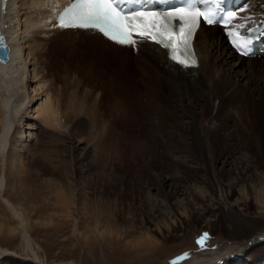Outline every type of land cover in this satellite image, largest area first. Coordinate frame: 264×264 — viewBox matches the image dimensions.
Instances as JSON below:
<instances>
[{"label": "bare ground", "instance_id": "6f19581e", "mask_svg": "<svg viewBox=\"0 0 264 264\" xmlns=\"http://www.w3.org/2000/svg\"><path fill=\"white\" fill-rule=\"evenodd\" d=\"M65 1L8 0L6 3L0 26L10 47V56L7 62L0 61V194L6 189L7 167L16 168L20 150L35 138L32 130H37L39 125L48 130L49 127L60 126L55 122L58 118L53 122L60 109L56 108L55 99L47 91L51 88L45 89L50 81L49 68L53 69L62 61L59 55L66 60L64 69H85L88 73L86 78L89 82H95L97 88L102 86L96 79L98 75L106 78L107 74H112L116 78L124 72L122 74L127 78L133 75L138 82L130 84L127 81V84L124 82L126 87L122 86L123 90L117 88L119 94L115 111L118 114L115 117L119 120L116 123L105 119L96 123L92 112H86L85 115L92 121L88 145L99 150L100 156L110 154L119 162L125 160L124 152L131 149L133 154L130 159L137 163L143 157L147 169H150L153 160V156L148 154L157 152L158 147H165V152L169 154L173 151L184 153L183 159L174 160L176 167L199 174L201 184L196 192L191 191L182 199H179L177 190L165 194L172 212L167 217L166 225L159 224L157 231H161L167 241L170 238L179 239V236L209 224L212 230L218 229L220 224L231 227L227 230L226 241L210 247L204 243L200 254H182L167 264H244L247 253L264 243V232L256 233L262 227V222L251 214L254 209L264 207V56L251 59L237 56L219 27L202 26L195 39L198 67L185 68L172 62L168 52L147 37L139 38L131 47H124L109 41L95 30L56 28L50 19L51 11ZM254 2L252 9L241 18L243 22L250 21V25L264 21V0ZM114 68L119 74L113 71ZM75 74V70H72L71 82L76 81ZM52 78L55 77L52 75ZM70 100L76 120L77 100L73 97ZM167 103L169 109L165 107ZM129 105L135 118L130 115ZM81 111L83 113L84 109ZM143 115L148 117L141 119ZM181 118L186 121L181 122ZM71 123L73 130L70 124L66 129L72 140L79 135L80 128L78 123ZM166 126L174 130L171 132L168 129L170 141L166 129V134L163 133ZM15 133L17 140L12 148ZM184 134L190 140L176 136L183 137ZM175 137L177 140H174ZM220 145L221 150H218ZM238 153H243L244 157H236ZM220 162L222 172H231L226 168L231 166L229 168L243 179L254 168L262 187L258 190L249 181L253 186L244 189L242 195L245 197L242 200L233 199L236 193L235 179L218 175L217 165ZM208 194L218 195L221 204L216 209L206 207L201 211ZM2 198L18 222L15 233H19L24 250L31 255L23 256L0 246V258H8L19 264H45L23 213L7 198ZM175 202L185 203L184 213L174 210ZM152 205L155 207L154 203ZM142 208L148 209V202H144ZM136 246L152 254V247L147 243L139 242ZM263 262L264 258L253 257L248 264ZM56 264L79 263L70 261Z\"/></svg>", "mask_w": 264, "mask_h": 264}, {"label": "rangeland", "instance_id": "374dc122", "mask_svg": "<svg viewBox=\"0 0 264 264\" xmlns=\"http://www.w3.org/2000/svg\"><path fill=\"white\" fill-rule=\"evenodd\" d=\"M219 30L221 31L220 28ZM58 57L62 61L53 69L49 68L47 73L50 81L45 89L51 88L47 91L51 92L56 108L60 109L57 110L59 115L56 113L58 116L55 115L56 117L53 118V122L58 118L55 122L57 121L60 126L56 127L57 129L49 127L48 130L39 125L37 130H32L35 138L28 141L26 148L20 150L16 168L7 167L6 189L2 195L0 194V246L23 256L31 255L24 250L19 233H15L18 222L5 206L3 196L23 213L28 229L40 248L39 255L45 264L70 261L79 264H167L182 254L190 256L200 254L204 249L202 246L204 243L205 246L210 247L218 245L217 242L226 241L227 230L231 227L226 224H220L215 230H212L209 224L179 236V239L164 240L162 232H158L157 227L159 224L166 225L167 217H170L172 212L171 204L169 205V201L164 197L165 194L177 190L179 199H182L191 191L196 192L201 184L198 180L200 175L186 168L176 167L175 161L178 158L183 159L185 154L175 151L169 154L165 152V147L160 149L156 141L154 144L158 147L155 148L157 152L151 151L148 154L153 156L151 158L153 160L149 162L150 169L144 166L146 159L143 157L137 163L131 160L133 154L131 149L124 152L123 162L114 160L110 154L100 156L99 150L88 145L87 139L90 137L89 127L92 121L85 114L90 110L94 121L97 120L96 123L102 119L116 123L119 120L115 117L118 114L115 111L119 94L117 90H123L122 86L127 81L133 84L138 80L135 81L131 74L127 78L122 74L124 72L116 73L114 68L113 71L119 74L116 78L119 79L116 80L112 74H107L106 78L100 74L96 79L102 86L97 88L95 82H89L86 78L88 73L85 69L72 68L77 73L74 76L77 77L75 82H71L72 70L64 69L66 60L60 55ZM52 75L55 78H52ZM72 97L77 100L78 108L84 109L83 113L81 109H76L78 111L76 120L71 109L72 104L69 103ZM168 105V103L165 105L166 109H169ZM131 108L132 106L129 105L130 115L133 117ZM147 117L143 115L140 118ZM181 120V122L186 121L185 118ZM72 121L78 123L80 129L78 137L74 136L71 140L66 127L71 126L73 130ZM27 125L26 122V127ZM166 127L163 128V133L167 130L166 136L170 141L171 134L168 133L170 129ZM176 136L189 139L185 134L183 137ZM177 137L174 140H177ZM16 140L17 133L12 138V148ZM80 140L82 142H78ZM218 150H221V145ZM236 157L243 158L244 155L238 153ZM146 158L150 157L146 156ZM262 159L264 162V157ZM138 167H140L139 171H137ZM229 167L231 166L226 168L231 172H222V162H220L217 165V172L219 176L235 179L236 193L233 199L242 200L247 186L254 185L258 190L262 187L259 179L256 178L254 168H251L249 170L251 173L248 172L243 179L239 173ZM1 175L0 166V178ZM247 181H251L253 185ZM149 200H151L150 205ZM144 202H148L149 210L142 208ZM175 203L174 210L184 213L185 203ZM220 204L218 195L208 194L204 198L205 206L201 211L206 207L216 209ZM251 214L262 222V227L256 230V233L264 232V207L254 209ZM204 234L207 235L201 241ZM139 242L150 245L152 254H147L145 249H138L136 245ZM253 257L264 258V243L247 253L244 264H248ZM0 264L19 263L8 258H0Z\"/></svg>", "mask_w": 264, "mask_h": 264}, {"label": "snow or ice", "instance_id": "6c2138e0", "mask_svg": "<svg viewBox=\"0 0 264 264\" xmlns=\"http://www.w3.org/2000/svg\"><path fill=\"white\" fill-rule=\"evenodd\" d=\"M125 2L140 4L142 0H73L59 14L57 23L62 28L97 30L105 37L122 45H134L136 43L134 36H143L146 32L152 31L151 38L155 42L166 48H171V41L181 24H190L188 28V34H190L201 17L207 24L215 22L216 12L212 10L199 11L196 7L198 3L215 9L218 8L220 0H186L184 6H180L174 11H165L163 14L147 8L139 9L135 14H131L121 7V4ZM233 15L235 14L233 13ZM170 28L172 31H169ZM179 43L185 48L187 47V42L182 36ZM233 43L237 49L247 55V45L251 43L250 40H246L244 44L233 40ZM0 47H4L2 37H0ZM183 54L184 52H181V55ZM171 58L177 60L175 55ZM177 62L184 63L182 60H177ZM206 235L204 234L201 241Z\"/></svg>", "mask_w": 264, "mask_h": 264}, {"label": "water", "instance_id": "95a60500", "mask_svg": "<svg viewBox=\"0 0 264 264\" xmlns=\"http://www.w3.org/2000/svg\"><path fill=\"white\" fill-rule=\"evenodd\" d=\"M2 43H3V45H4V48H2V49H5V51L3 52L2 50H0V54H1V56H0V58H1V60L3 61V62H5V61H7L8 60V47H7V45L5 44V41H4V39L2 38Z\"/></svg>", "mask_w": 264, "mask_h": 264}]
</instances>
